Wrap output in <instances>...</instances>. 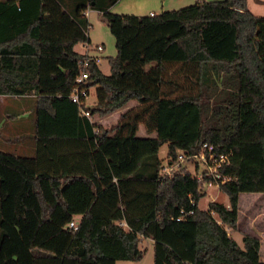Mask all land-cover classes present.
<instances>
[{
    "label": "trees",
    "instance_id": "1",
    "mask_svg": "<svg viewBox=\"0 0 264 264\" xmlns=\"http://www.w3.org/2000/svg\"><path fill=\"white\" fill-rule=\"evenodd\" d=\"M71 1L0 0V93L36 94L34 153L0 149V264L140 260L142 237L152 264H264L259 235L244 232L239 244L224 226L236 227L240 192H264V15L247 0L151 14ZM87 6L116 47L108 73L89 61L90 115L136 101L110 126L69 97ZM165 141L169 161L204 141L230 152L219 184L228 205L199 207L205 190L187 166L160 174Z\"/></svg>",
    "mask_w": 264,
    "mask_h": 264
},
{
    "label": "rangeland",
    "instance_id": "2",
    "mask_svg": "<svg viewBox=\"0 0 264 264\" xmlns=\"http://www.w3.org/2000/svg\"><path fill=\"white\" fill-rule=\"evenodd\" d=\"M203 0H115L110 5L107 6V9L112 12L117 13H134V14H149L148 7H152L158 12L161 11V2H164V9L181 7L188 5L190 3ZM249 8L254 11L253 13L258 15H264V3L256 5L253 0H248ZM90 12L88 15V34L91 38V43H101L104 46V49L100 52L101 59L99 61V67L103 70L104 73L109 72V61L108 58L111 55H114L116 52L114 36L111 33L106 21L103 19L101 12L97 8L90 6ZM78 47H82L79 43ZM96 99L95 86L90 87V94L87 98L89 104H93ZM136 103L133 99L130 100L124 107ZM120 108V109H122ZM118 109V110H120ZM117 110V111H118ZM112 113V112H111ZM106 114L104 116L91 115L93 120L101 123L104 126H110L116 121L115 114ZM138 135H145L143 127H139L137 131ZM150 133V135H153ZM168 142H163L158 148V157L160 159L161 165H165L169 160L167 153ZM182 167L184 163H182ZM187 168L193 173L195 172V165L193 162H188L186 165ZM205 193L199 199V206L202 208L207 207L209 200H216L222 203L228 202V196L224 190L218 188L215 185L204 186ZM249 215L255 214V220L249 219ZM215 218H218L217 214L213 213ZM264 218V192H250L243 191L239 194V210L236 227L232 228L227 224H224L226 230L238 241L239 244H242V234L247 232V230H252L258 232V228L262 223ZM262 237L260 236V258L264 259V232ZM139 246L143 248V256L140 260H130V259H118L115 264H152L153 263V248L152 240L149 237H142L139 243Z\"/></svg>",
    "mask_w": 264,
    "mask_h": 264
},
{
    "label": "built area",
    "instance_id": "3",
    "mask_svg": "<svg viewBox=\"0 0 264 264\" xmlns=\"http://www.w3.org/2000/svg\"><path fill=\"white\" fill-rule=\"evenodd\" d=\"M80 44L83 49L77 58L78 71L70 88L69 97L80 106L81 113L91 118L87 107L89 105L87 98L91 87L87 85L89 76L88 65L91 59L97 63L100 61V52L103 50V44L91 43L90 40L81 41ZM229 153L217 151L214 143L204 141L194 151L179 150L174 160H168L165 165L161 166L160 174L162 176L171 175L182 168V163L186 166L188 162H193L195 165L193 174L200 180L202 189H204V186L209 185H215L220 188L219 184L229 178L228 174L220 171V166L229 161ZM212 213L214 212L212 211ZM69 225L75 226L74 220H70Z\"/></svg>",
    "mask_w": 264,
    "mask_h": 264
},
{
    "label": "crops",
    "instance_id": "4",
    "mask_svg": "<svg viewBox=\"0 0 264 264\" xmlns=\"http://www.w3.org/2000/svg\"><path fill=\"white\" fill-rule=\"evenodd\" d=\"M65 2L67 7L73 5L71 0H65ZM253 2L256 5L260 6V4L264 3V0H253ZM160 5H161V10H164V2L163 3L161 2ZM247 7L249 8L248 0H247ZM90 9L91 8L87 6L86 9L84 10L87 19ZM147 9L148 11L146 12H148L149 14L157 12L152 7H148ZM249 9L252 11L251 8ZM89 40H91L90 36H89ZM79 43L80 42L75 43L74 48L80 52L83 49V47H78ZM98 66H99V62H98ZM35 96H36L35 92L27 93V94H19V95L0 93V149L14 154L32 155L34 153L36 148L35 105H34ZM134 104L135 102L131 105ZM131 105H128L125 108H122L118 111L115 110L111 113V114L116 113L117 115L116 121L114 123L118 121L121 112ZM225 204L228 205V202ZM198 206H199V200H198ZM248 218L250 220L251 219L255 220V214L254 215L248 214ZM262 220H263L262 223H264V218ZM258 230L264 232V224L262 225L260 224ZM247 231L257 234L259 235V237L260 236L262 237V233H260L259 231L258 232H254L252 230H247Z\"/></svg>",
    "mask_w": 264,
    "mask_h": 264
}]
</instances>
